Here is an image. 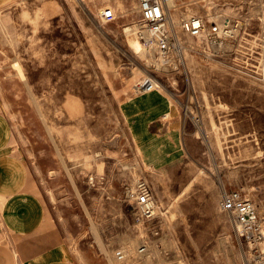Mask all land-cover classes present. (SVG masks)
I'll return each instance as SVG.
<instances>
[{
    "label": "rangeland",
    "instance_id": "374dc122",
    "mask_svg": "<svg viewBox=\"0 0 264 264\" xmlns=\"http://www.w3.org/2000/svg\"><path fill=\"white\" fill-rule=\"evenodd\" d=\"M137 5L17 0L0 13V105L46 205L44 231L78 264H246L220 197L240 190L264 219V0H173L186 50L161 67ZM194 14L207 38L182 29ZM225 19L230 36L210 35ZM148 77L151 95L139 91ZM140 180L160 207L151 220L131 196Z\"/></svg>",
    "mask_w": 264,
    "mask_h": 264
},
{
    "label": "crops",
    "instance_id": "0c3cea01",
    "mask_svg": "<svg viewBox=\"0 0 264 264\" xmlns=\"http://www.w3.org/2000/svg\"><path fill=\"white\" fill-rule=\"evenodd\" d=\"M16 1L0 0V13ZM14 143L10 119L0 105V264H78L65 242L44 231L46 205Z\"/></svg>",
    "mask_w": 264,
    "mask_h": 264
},
{
    "label": "built area",
    "instance_id": "2783aa9c",
    "mask_svg": "<svg viewBox=\"0 0 264 264\" xmlns=\"http://www.w3.org/2000/svg\"><path fill=\"white\" fill-rule=\"evenodd\" d=\"M172 1L137 0L138 22L143 29L150 32L149 44L158 54L168 55L171 52L181 54L183 51V43L171 31ZM102 18L105 22H112L116 19V14L111 7L107 6L102 10ZM231 25V21L225 19L221 24L214 23L209 33L230 36ZM182 28L192 35H198L206 28V20L203 16H192L183 20ZM154 85V81L149 78L142 87L150 90ZM135 192V205L140 216L148 220L155 218L159 206L151 193L149 184L145 180H140ZM220 209L231 220L234 235L243 249L246 264H264V219L260 217L256 204L240 190L223 189ZM145 249L146 245H141V252Z\"/></svg>",
    "mask_w": 264,
    "mask_h": 264
},
{
    "label": "bare ground",
    "instance_id": "6f19581e",
    "mask_svg": "<svg viewBox=\"0 0 264 264\" xmlns=\"http://www.w3.org/2000/svg\"><path fill=\"white\" fill-rule=\"evenodd\" d=\"M123 4V3H122ZM137 8H138V5H137ZM113 9V8H112ZM130 9V8H129ZM192 16H198L197 14H194V15H192ZM192 16H190V17H192ZM170 22L171 23H173V27L175 28V30H176V25H175V23H174V21H173V17H172V12H171V15H170ZM186 18H189V17H186ZM186 18H182V20H181V27H182V22H183V20L184 19H186ZM103 19V18H102ZM136 24H135V28H139V32H140V36H141V34H143V37H141L142 38V40L145 42V45H146V47L148 48V50H149V52L150 53H152L153 55H154V57H155V53H154V49H153V47H152V45H150L149 43H150V41H151V35H150V32L148 31V30H146V29H143L142 28V25L139 23V22H135ZM219 23V22H218ZM219 24H221V23H219ZM142 28V29H141ZM183 29V28H182ZM127 31L129 30V29H126ZM184 30V29H183ZM207 28H205L204 30H203V32L201 33V34H198V35H194V36H201V35H206V38H207ZM172 31V30H171ZM185 31V30H184ZM177 32V31H176ZM185 32H187V31H185ZM189 35H191V36H193L191 33H189V32H187ZM178 34V33H177ZM178 36H179V34H178ZM177 36V37H178ZM178 39L180 40V37H178ZM208 40V39H207ZM224 43V42H223ZM149 45H150V47H149ZM183 50H186V46L185 45H183ZM188 48V47H187ZM136 49L137 50H140L139 49V46H137L136 47ZM147 53H146V49H145V55H146ZM177 54H179V53H177ZM183 54V53H182ZM169 55L170 54H168V55H163V54H159L158 55V57H155V59H156V63L161 67L162 66V64L164 65L165 63H168L170 60H171V58L169 57ZM15 65H17L18 66V68H19V70H20V72L22 73V67H21V65L19 64V63H15ZM152 79L153 81H154V87L152 88V89H150V90H145L142 86H143V84L146 82V80H148V79ZM157 83H158V81H157V79H155L154 77H148V78H145V80H143L140 84H139V91L141 92V93H145V94H148V93H151V92H153V91H155L156 90V87H157ZM136 194V192H135V188H134V190L132 191V193H131V196L133 197V199H135V195ZM160 208V207H159ZM159 214V213H158ZM160 215L162 216V217H164V216H167V212L166 211H164V210H161L160 211ZM159 215V216H160ZM118 253V252H117ZM118 256V255H117ZM125 257V255H121V256H118V258L119 259H123Z\"/></svg>",
    "mask_w": 264,
    "mask_h": 264
}]
</instances>
